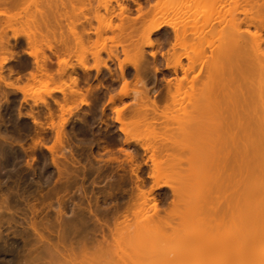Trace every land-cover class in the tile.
Instances as JSON below:
<instances>
[{"label": "rangeland", "instance_id": "obj_1", "mask_svg": "<svg viewBox=\"0 0 264 264\" xmlns=\"http://www.w3.org/2000/svg\"><path fill=\"white\" fill-rule=\"evenodd\" d=\"M17 1H0V39L11 53L0 41V264H237L229 242L264 143L255 153L256 129L245 135L224 107L221 125L205 130L182 120L223 41L226 24L213 20L237 0ZM156 21L179 32L178 41L163 26L154 50L144 47ZM256 35L264 45V29ZM138 49L144 86L131 67ZM28 53L48 59L47 75L36 74ZM181 55L197 63L179 84L165 67ZM59 60L87 97L70 96ZM81 64L106 68L84 72ZM234 80L225 73L212 84L228 94Z\"/></svg>", "mask_w": 264, "mask_h": 264}, {"label": "bare ground", "instance_id": "obj_2", "mask_svg": "<svg viewBox=\"0 0 264 264\" xmlns=\"http://www.w3.org/2000/svg\"><path fill=\"white\" fill-rule=\"evenodd\" d=\"M0 1L4 6L15 7L18 4L17 0ZM259 1L237 0L229 11L222 12L220 17L213 20L218 25L226 24L225 33L222 38L223 41L221 47L216 50L206 65L204 84L198 90L193 91L190 96V111L182 114L183 124L193 131H199L208 129L213 125H221L220 120L225 112L220 108H226L227 114L232 119H236L239 125L243 126L245 135L247 134L245 128L253 127L256 129V139L258 140L255 147H253L255 153L258 152L257 146L259 143H264V45L259 36L256 35L264 29V15H261V12L264 13V8H261ZM136 7L139 17H141L142 7L138 3H136ZM120 11L127 12V9L121 8ZM39 16L41 23L47 29V16L44 13H40ZM85 22H87V19H85ZM163 26L170 28L169 25L162 22L156 21L153 23L152 28L146 34L144 47L154 50L157 41L155 43L152 38L160 34ZM170 29L172 30L173 42L176 43L180 33L173 28ZM251 30L256 33L251 35ZM37 34L42 36L40 32ZM12 38L15 40L17 37L12 36ZM118 40L119 42L125 40L120 29ZM3 44V51L6 54H11L6 48L8 41H4ZM123 54H125L124 50ZM28 56L33 60L36 74L47 75L49 67L48 59L45 57L38 59L31 53H28ZM113 57L117 60L115 55ZM150 57L155 59L156 53L152 51ZM134 58L135 60L131 64V67L135 72V84L144 86L141 78L146 68L143 51L141 49L135 50ZM182 59L187 60L188 64L183 65ZM8 60V58L4 59L3 64L8 62ZM196 63V59L181 55L173 65L167 64L165 69L175 77L177 83L182 84L193 73ZM62 65H64L63 68H61ZM57 67V75L63 76L67 74L69 78L70 96L76 97L81 95L82 98L84 96L87 97L88 90L82 93L78 89V79L68 75V69L73 71V67L65 66L63 60L58 61ZM199 67L203 68L204 65L200 63ZM100 68H106V65L102 64L100 67L93 66L91 68L82 64L80 65L82 71L88 72L93 70L97 74L100 72ZM1 71L2 68L0 66V81L3 80ZM118 71L122 83L127 85L124 61L118 62ZM155 72H157V69H155ZM225 73H228L230 77L232 75L235 76L233 82L236 86L235 90L228 94L225 93L226 87L224 85L214 87L212 84L214 76L222 77ZM179 75L181 78H179ZM231 81H233V78ZM167 85L169 86L170 82H167ZM115 101L114 97L109 98V103L113 104ZM79 104L80 106L86 105L84 100ZM60 108L61 110L63 109L62 107ZM113 112L116 116L115 122L120 127V132L124 133L122 111L114 110ZM145 116L143 115V118ZM240 122L243 123L241 124ZM260 155H262L260 159L262 169L259 167L252 169L249 175L251 186L249 189H246L243 195V207L240 219L241 229L229 242L237 245V264H264V151H261ZM244 170L246 172L247 167ZM32 230L36 233L34 228ZM169 253L166 252V255L168 256Z\"/></svg>", "mask_w": 264, "mask_h": 264}]
</instances>
